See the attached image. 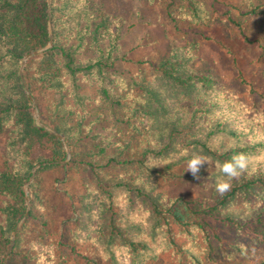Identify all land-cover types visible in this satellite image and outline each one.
Returning <instances> with one entry per match:
<instances>
[{
  "label": "trees",
  "instance_id": "16d2710c",
  "mask_svg": "<svg viewBox=\"0 0 264 264\" xmlns=\"http://www.w3.org/2000/svg\"><path fill=\"white\" fill-rule=\"evenodd\" d=\"M94 1L0 0V137H6V154L0 171V255L11 244L8 227L14 229L25 217V186L34 167L41 163L48 165L41 168L32 184L33 203L34 197L46 190L48 205L55 211L66 206L72 211L74 208L78 223L86 206L94 205L85 204L84 196L80 194L82 188L85 196L98 193L109 198L108 204L100 203L104 220L99 223V229L102 240L113 244L115 256L126 263L137 260L136 255L146 250L148 229L151 235L157 233L164 237L163 244L178 264L214 262L217 256L231 259L233 253H242L247 243L251 247H264V212L254 219V215L248 213L253 201H264L261 162L256 170L245 172L239 180L233 181L230 191L213 202L182 197L167 200L154 189L157 177L163 181L175 178L169 172L171 165H159L175 155L177 144L181 145L178 153H182L177 163L190 160L194 153L223 163L238 153L262 157L260 143L242 144L239 135L233 132L232 136L238 142L221 151L211 143L224 131L222 126L199 130L202 124L196 120L197 116L187 128L167 125L156 136L142 127L140 121L135 122L140 114H155L158 82L187 94L192 100L199 97L190 95L199 93L212 96L218 103L221 101L220 106L227 100L213 77L189 67L201 41L211 38L202 28H181L174 11H184L197 23L199 10L195 0H165L166 13L189 45L188 51L181 55L175 53L159 64L138 61L141 79L145 84L148 82L147 85L143 86L133 78L131 84L126 85L129 92L117 96L112 83L118 74L119 60L113 57L114 46L105 49L97 46L109 30L106 19L95 16ZM78 2L81 3L78 5ZM49 12L53 47L30 58L23 71L34 106L23 86L20 69L26 55L49 44ZM222 20L248 41L242 23L231 15H223ZM93 46L98 48L99 56L82 62L78 57L81 51ZM147 78L151 80L147 81ZM239 79L248 85L241 75ZM134 84L143 92L135 99L136 105L127 101L134 99ZM95 99L100 102L102 112H92ZM200 111L208 115L211 108L203 107L197 112ZM37 114L44 125L64 136L70 148L69 159L65 143L38 124ZM107 123L112 124V129L105 126ZM145 123H148L146 119ZM91 142H95L92 151H80ZM142 172L145 173L143 176ZM190 180L204 186V181ZM117 191H120L118 195L122 194L121 198L130 201L129 204H118L119 211ZM136 199L142 204L143 223H130L120 216V212L136 207ZM235 203H240L246 210H232ZM34 218L31 211L24 225ZM47 223L43 224L46 226ZM58 232L60 240L56 244L50 242L47 248L54 244L59 249L64 247V232L61 229ZM37 243L44 247L42 242ZM69 245L66 247L74 251L75 246ZM49 254L52 255V249ZM198 257L204 260L200 261ZM26 262V257L21 258L14 251L7 264H28ZM87 264L98 262L94 260Z\"/></svg>",
  "mask_w": 264,
  "mask_h": 264
},
{
  "label": "rangeland",
  "instance_id": "374dc122",
  "mask_svg": "<svg viewBox=\"0 0 264 264\" xmlns=\"http://www.w3.org/2000/svg\"><path fill=\"white\" fill-rule=\"evenodd\" d=\"M195 2L199 10L198 20L195 18L197 23L191 21L192 19L187 17L183 10L182 13L179 9L174 11V16L181 28H202L211 38L201 41L197 51L193 53L194 59L189 63V67L199 74L213 77L220 84L219 88L221 87L227 100L220 106L221 101L218 103L211 98V95L206 97L207 95L201 93L190 95L199 97L192 100L187 94L158 82L155 114L146 116L140 114L135 122L140 121L142 127L148 131L151 130L150 134L156 136L167 125L187 128L190 126V121L192 122L197 116L195 119L202 124L198 127L199 130L209 129L208 126L215 129L222 126L224 131L219 133L215 142L211 143L214 148L223 151L234 146L238 140L232 136L233 132L239 135L242 144H251L252 141L254 144L260 143L263 155L262 157L250 156L247 172L256 170L260 162L264 168V0H195ZM80 3L78 2V5ZM92 10L98 18L106 19L109 30L104 38L99 39L97 46L103 49L114 46L113 57L119 60L118 74L113 77L112 83L115 96L126 95L129 92L126 85H130L133 78L143 86L147 85L148 82L145 84V80L141 79L139 67L136 65L138 61L159 64L173 54L181 55L189 49L186 40L177 32L175 23L166 13L165 0H95ZM223 15H231L243 24L248 41H245L236 29L222 20ZM98 56V48L93 46L81 51L78 57L82 62H87L95 60ZM240 75L248 85L239 79ZM146 76L148 77V74ZM148 80L151 79L147 78ZM147 90L151 91L150 88ZM132 94L134 99H127V101L136 105L135 99L142 96L143 92L138 85L134 84ZM99 103L98 101L93 103L92 112H102ZM203 107H210L211 112L208 115L204 111L197 112ZM36 117L39 120L38 114ZM145 119L148 123H145ZM105 126L112 129L111 123ZM61 136L64 138L63 135ZM94 146L95 142L87 143L80 151H92ZM176 146L178 151H175V155L168 157L166 162L159 165H171L169 172L174 174L175 178L163 181V178L157 177L154 183L156 193H160L167 200L182 197L188 200L215 201L220 196L215 191V183L222 175L215 168V162L212 160V165L206 163L201 167L199 180L204 181V186H201L196 181L190 180L196 177L186 171L188 161L177 163L182 153H178L181 145ZM5 154L6 137L2 136L0 137V171ZM67 154L69 159V146ZM37 166L32 170V174ZM143 174L145 173L142 172L141 175ZM36 177L29 184L30 177L25 186V189L28 188L30 207L26 200L27 212L24 219L14 229L10 227L7 229V234L11 237L10 247L13 242L14 246L9 254L10 247L3 255H0L2 264L8 263L14 251H17L21 258L26 257L28 264H87L94 260L98 264H178L163 244L164 237L157 233L151 235L149 229L146 234V250L136 255L137 260L130 263L124 262L123 259L115 256L113 244L102 240L103 234L99 229V223L104 220L101 218L104 214L101 213L100 203L108 204L109 198L106 199L98 193L90 197L85 196L82 188L80 194L84 196L85 204L94 205L86 206L87 209L82 211L84 214L80 216V222L77 223L78 213L74 208L72 211L66 206L55 211L50 204L48 205L46 190L34 197L36 201L33 203L31 188ZM76 177L79 178V176ZM78 184L79 186L82 184L81 180ZM118 194L120 191L115 193L116 197L120 196L116 200L119 211L121 207L118 204L122 202L129 204L130 201L128 198H121L122 194ZM136 202V207H131L130 211L120 212V216L129 220L130 223L138 221L143 223L145 221L141 219L142 204L139 199H136ZM231 208L238 211L246 210L240 203L233 204ZM249 209L248 213L253 214L254 219L258 213L264 212V201H253ZM31 211L35 218L24 225ZM44 222H48L46 226ZM21 228L22 232H20ZM60 229L65 235V245L61 249L55 245L57 240H60L58 232ZM37 242H42L44 247L39 246ZM50 242L55 244L52 248H47L46 245ZM69 244L75 246L74 251L66 247L70 246ZM49 249H52V255L49 254ZM198 259L204 260L203 257ZM203 264H264V247H251L247 243L242 253H233L231 259L217 256L214 262H203Z\"/></svg>",
  "mask_w": 264,
  "mask_h": 264
},
{
  "label": "clouds",
  "instance_id": "9594fccd",
  "mask_svg": "<svg viewBox=\"0 0 264 264\" xmlns=\"http://www.w3.org/2000/svg\"><path fill=\"white\" fill-rule=\"evenodd\" d=\"M206 163L212 165L213 161L207 156L194 153L187 162L186 171L191 172L194 177L199 179L200 169ZM249 163L250 157L245 153L235 154L230 160L223 163L216 161L214 166L222 175L216 180L215 191L220 196L230 191L233 181L239 180L247 172Z\"/></svg>",
  "mask_w": 264,
  "mask_h": 264
},
{
  "label": "water",
  "instance_id": "95a60500",
  "mask_svg": "<svg viewBox=\"0 0 264 264\" xmlns=\"http://www.w3.org/2000/svg\"><path fill=\"white\" fill-rule=\"evenodd\" d=\"M49 39H50L49 44H48L45 48L40 49V50L32 51V52H30L28 55H26V56L24 57V59H23V61H22L21 69H20V77H21V80H22L23 86L25 87V90H26V92H27L29 98H30L31 101L33 102V104H34V101H33V98H32V96H31V94H30L29 88H28V86H27V84H26V82H25L24 75H23V71H24L25 64L27 63V61H28L30 58H32V57H34V56L41 55V54H43L44 52H46L48 49H51V48L53 47V41H54V38H53V31H52V27H51V13H50V12H49ZM34 106H35V104H34ZM38 124H39L41 127L45 128L47 131H49V132L55 134L57 137L61 138L62 141L65 142L64 138H63L58 132H56V131L52 130L51 128L47 127L46 125H44V124H43L42 122H40L39 120H38ZM65 144H66V142H65ZM66 146H67V144H66ZM67 151H68V146H67ZM46 165H48V164H47V163L40 164V165H38V166L35 168V170L33 171L32 176H31V179H30L29 184H30V183L34 180V178L36 177V174H37L38 170L41 169L42 167L46 166ZM25 194H26V200H27L28 207H30V200H29V197H28V188L25 189ZM18 228H19V225L17 226V229H18ZM13 246H14V242L12 243V245H11V247H10V250H9L8 254L12 251Z\"/></svg>",
  "mask_w": 264,
  "mask_h": 264
}]
</instances>
